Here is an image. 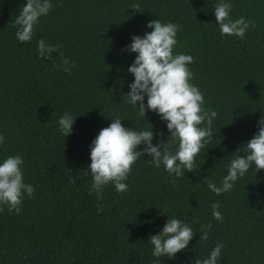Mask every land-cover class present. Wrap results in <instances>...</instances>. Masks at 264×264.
<instances>
[{
    "label": "trees",
    "instance_id": "obj_1",
    "mask_svg": "<svg viewBox=\"0 0 264 264\" xmlns=\"http://www.w3.org/2000/svg\"><path fill=\"white\" fill-rule=\"evenodd\" d=\"M25 2L0 0V160L21 155L24 181L35 191L23 196L19 213L0 206V264H196L217 243L219 264H264V170L249 169L219 195L204 180L220 184L264 114V0H229L232 19L252 21L243 38L221 36L213 13L219 0H51L32 39L19 42L15 19ZM154 19L179 25L173 51L193 57L191 82L217 112L213 138L191 172L170 176L143 155L126 192L109 184L98 198L90 192L89 144L110 119L138 129L149 122L154 144L169 138L154 112L145 120L123 97L135 56L125 46ZM40 38L62 47L38 57ZM60 53L74 64L69 72ZM66 111L76 117L65 138L57 121ZM169 146L174 152L177 143ZM213 202L221 220L211 214ZM166 215H178L195 235L174 258L157 260L147 241ZM202 224L211 225L207 240H199Z\"/></svg>",
    "mask_w": 264,
    "mask_h": 264
},
{
    "label": "clouds",
    "instance_id": "obj_2",
    "mask_svg": "<svg viewBox=\"0 0 264 264\" xmlns=\"http://www.w3.org/2000/svg\"><path fill=\"white\" fill-rule=\"evenodd\" d=\"M135 7L138 6L133 9ZM51 8V0H26L15 19L16 39L29 42L40 18L47 16ZM231 10L229 0H219L215 5L213 13L219 32L222 37L243 38L252 21L243 16L232 19ZM145 27L151 30L145 31L142 36L133 35L125 46V51L135 56L126 70L133 79L123 97L144 119L146 111L154 112L164 122L169 138L166 142L158 140L154 144L153 126L148 121L150 127L138 129L124 126L120 117L110 119L108 126L100 129L89 144L90 163L87 169L92 180L90 192L94 191L98 198L109 184L117 192H126L131 167L143 155L150 157L145 160L146 163L157 168L163 165L170 176L179 178L186 171L191 172L197 154L213 138L212 125L217 112L204 107L203 93L191 82L193 73L188 66L193 57L173 51L177 45L179 25L154 19L146 22ZM60 47L62 45L47 43L44 38L36 41L38 57L51 58V54ZM60 63L64 72H69L74 66L63 53H60ZM75 117L66 111L58 118L59 133L65 138L73 131ZM256 126L253 136L237 149L236 153L242 154L234 155L226 165L227 171L220 184L204 179L212 193L219 195L232 190L235 182L243 178L249 169L255 172L264 170V114L257 120ZM169 141L177 143L174 152L170 151ZM3 142L4 136L0 134V144ZM23 164L19 154L0 160V206H6L9 212L19 213L23 196L31 197L35 191L32 184L24 181ZM69 180L71 182V176ZM211 209L213 218L221 220L219 204L213 202ZM167 217L163 227L147 241L152 257L157 260L174 258L187 248L195 235L190 224L178 215ZM210 227V224L200 226L199 240L208 239ZM222 248L223 244L217 243L206 258H197L196 264H219Z\"/></svg>",
    "mask_w": 264,
    "mask_h": 264
}]
</instances>
